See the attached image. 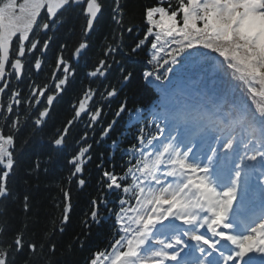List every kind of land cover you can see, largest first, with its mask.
<instances>
[{
  "label": "snow or ice",
  "instance_id": "snow-or-ice-1",
  "mask_svg": "<svg viewBox=\"0 0 264 264\" xmlns=\"http://www.w3.org/2000/svg\"><path fill=\"white\" fill-rule=\"evenodd\" d=\"M77 9L81 39L68 58L67 45L59 44L47 82L37 83L47 59L42 57L56 43L49 31L60 32L65 13ZM106 10L115 27L105 37L103 58L87 72L97 86L83 90L72 118L49 138L47 153L31 160L28 174L38 175L42 165L65 154L71 128L86 118L64 178L83 189L93 144L110 138L126 116L135 127L134 142L120 148L112 140L111 146L127 159L117 172L103 153L98 157L99 195L82 220L89 227L110 218L113 239L88 264H264V0H155L143 11V38L134 36L131 44L124 34L140 25H125L123 0H0V97L8 96L0 102V200L12 196L10 179L24 146L43 131L54 102L71 87L74 61L87 58L90 36ZM149 43L152 70L143 78L159 93V103L146 113L129 109L125 100L105 120L104 102L133 79L125 62ZM213 65L215 78L194 91L182 87L190 70ZM101 121L104 126L97 127ZM60 191L54 205L62 209L59 224L51 221L39 243L26 236L27 223L0 239V264H17L18 256L25 257L22 264H54L53 238L63 233L73 210L70 188ZM22 207L31 210L29 196ZM6 230L0 225V237Z\"/></svg>",
  "mask_w": 264,
  "mask_h": 264
},
{
  "label": "trees",
  "instance_id": "trees-1",
  "mask_svg": "<svg viewBox=\"0 0 264 264\" xmlns=\"http://www.w3.org/2000/svg\"><path fill=\"white\" fill-rule=\"evenodd\" d=\"M154 3L155 0H123L125 25H140L143 22L145 6H150ZM75 14V11L66 13V26L56 33L57 45L65 43L67 50H71L81 39L80 25L83 18L81 15L74 17ZM114 27L115 25L110 19L109 11L106 10L100 26L97 27L90 39L91 47L89 51L94 53V57H98L101 54L105 37L110 35ZM139 78L140 76L134 74L133 79L129 83L132 90L138 91V95L143 92V89L141 90L142 85L138 82ZM72 95L75 96L74 93ZM69 96L65 94L62 97V101L57 102L53 106L48 125L43 128V131L37 133L28 145L24 146L23 155L19 157L20 162L17 163L10 179L9 186L12 196L6 200H0V225L6 224L7 226L2 239L13 237L27 223L26 236L39 243L41 233L51 227V221H55L57 225L59 224L62 209L54 207V205L62 199L61 186H69L64 179L67 176L63 170V166H65L64 164L69 158L68 150L65 149V154L56 156L48 164L42 165L38 175H29L28 165L37 154L47 153L49 138L55 134L56 129H61L68 119L70 115L69 108L67 107L68 104L65 105L64 102L67 101ZM26 135L27 132L25 131L18 136V148ZM45 167L48 168V172H44L43 169ZM85 190L88 192V187ZM25 195L29 196L31 204V210L27 213L22 207ZM86 195L89 194L87 193ZM73 200H76V202L70 214L69 222L64 225L63 233H57L53 238L57 244L56 252L53 256L54 264H86L89 253L100 243V229H93L94 225L92 228L87 229L82 224L85 214L81 215V213L86 206L81 207L75 197ZM76 209L80 210L77 211ZM91 230H93L92 234ZM33 233H35L34 236L32 235ZM24 259V256H18L17 264H22ZM38 264H44V261L40 260Z\"/></svg>",
  "mask_w": 264,
  "mask_h": 264
}]
</instances>
